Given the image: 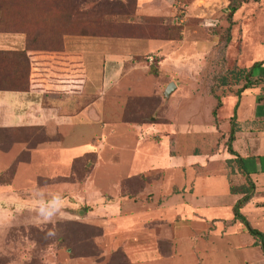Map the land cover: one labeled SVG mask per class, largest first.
Wrapping results in <instances>:
<instances>
[{"label":"rangeland","instance_id":"374dc122","mask_svg":"<svg viewBox=\"0 0 264 264\" xmlns=\"http://www.w3.org/2000/svg\"><path fill=\"white\" fill-rule=\"evenodd\" d=\"M105 1H98L82 19H100L102 30L145 23L151 31V51L147 53L150 47L142 41L123 48L133 57L110 62L109 70L105 65L110 59L91 56L89 82L98 85H88L78 97L0 92V264H133L129 255L143 259L152 251L155 236L149 238V230L158 240L165 234L167 214L161 209L144 214L142 205L130 214L133 206L121 196L150 198L148 209H157L162 184L166 189L173 185V193L181 187L176 169H205L211 175L214 169H237L224 157L230 118L249 91L263 100L264 84L238 96L244 79L236 81L234 74L244 75L243 70L264 61V0H237L240 7L230 21L229 4L235 0H157L160 5L155 3L150 15L140 13L153 7V0H113L118 5L115 14ZM64 2L85 9L83 0L59 4ZM23 49V35L0 33V50ZM95 64L98 70L92 69ZM118 65L121 74L111 79L113 87L96 91L98 81L104 83L110 68ZM253 76L264 77V64ZM170 83L175 89L165 98ZM92 102L95 112L90 108L63 117ZM259 111L264 112V106ZM261 116L251 128L254 140L245 136L241 145L244 153L264 159ZM142 182L145 188L136 194L135 184ZM218 193L217 200L204 194L200 198L204 204L226 202L227 194ZM207 211L200 208L198 214L208 216ZM107 212L115 216L114 226L104 232L97 219ZM231 213L225 210L224 216ZM248 220L259 228L252 217ZM182 234L188 232L183 229Z\"/></svg>","mask_w":264,"mask_h":264},{"label":"crops","instance_id":"0c3cea01","mask_svg":"<svg viewBox=\"0 0 264 264\" xmlns=\"http://www.w3.org/2000/svg\"><path fill=\"white\" fill-rule=\"evenodd\" d=\"M151 3H153V7H151L152 4H150L149 9L145 12L141 11L140 14L149 12L150 15L153 10L157 8L154 6L155 3L160 5L157 0H153ZM140 8L141 10L144 8L143 4L140 5L139 9ZM95 38L99 37L66 36L63 38L64 51L66 53L80 54L85 66V81L82 92L73 96V98L83 94L88 85L92 87L98 85L96 81L89 82L87 64H90L89 60L91 56H101L107 60L110 59L105 65L109 70L108 65L110 62L112 63L118 60V63H123L124 58L133 57L134 53L132 54L130 50H124L123 48L131 49L137 47L140 45L139 42L141 41L147 42L146 44L148 45L153 42L152 40H129L119 38H99L102 39V41H97ZM149 47L150 50H148L147 53L152 50L150 45ZM120 66L121 65H118V69L116 68V70H114V66L110 68L112 71H109V74L105 76V82L103 83V79L98 81L100 88L96 91H102L104 88L113 87V80L111 79L117 78L119 74H121ZM92 69L98 70L99 68L95 64ZM104 74L105 70L102 72V78H104ZM244 92H247V90ZM241 97L236 110V123L238 128L232 147L234 148L233 150L244 159V164H246L247 167L246 170L255 185L254 196L241 209V214L247 219L250 225L251 223L248 218L252 217L255 226L258 228L259 225L258 230L260 229L259 231L264 233V227L262 228L264 223V191H262L264 190V159L244 153L245 148L241 145L245 136L249 138L251 142L254 140L250 138L252 135L251 128L254 127L253 122L260 119L262 117L261 115H264V112L259 111V109L264 106V99L260 100L259 96H256L251 91ZM244 98L247 99L244 101ZM90 108L95 112V108L97 107L95 103L93 104L92 102L87 104L84 108L79 109L78 112H74L72 109L70 114H65L63 117H75L83 111H88ZM235 144L241 145L240 148L242 150L236 148ZM224 152L226 153L224 157L227 155L229 159L233 158L226 150ZM256 155H258V152ZM256 158H258L257 162H255ZM147 170L149 171V169ZM176 170L179 171L180 179H182L181 187L173 193L175 187L167 183L168 181H163L165 184L170 185L168 186L170 189H166V186L162 184L159 192L160 197L156 202L157 209H153L154 207L148 209L151 202L150 198H148V200H140L139 197H120L128 203V207L133 206L129 211L130 214L133 209L137 208L139 210L142 205L140 210L144 214H152L153 211L157 212L158 209H161L174 219V222H170L171 220L167 215H163L166 217L167 222L166 230L163 231L165 234L158 240L160 236L151 233L149 230V238L153 239V235L155 236L151 253L147 254V256L145 255L143 259L129 255L130 262L133 264H264V255L257 241L246 229V233L242 231V228H240V224L242 223L233 221V206L242 197V194L238 190L232 193L230 187H241L245 184L244 177L240 174L239 169H214L215 173L213 175L208 174L211 172L205 169L203 172H198V169ZM186 174L189 175L187 179H185ZM141 175L143 177V173ZM231 176L237 178L232 180ZM215 186L218 190L211 188ZM219 187H222V189L219 190ZM198 189L201 190L200 194H204L205 199L212 198L217 200V198H221L218 191L224 194L226 193L227 201H216L217 203L206 202L207 204H204L200 198V194H198ZM161 192H165V194L161 195ZM198 199H201V205L198 204ZM104 202H106V200H104ZM107 205L108 203L102 207L107 209ZM220 207L224 208L221 212L218 210ZM200 208L208 210V216L204 215L205 212L198 214V209ZM225 210H231V215L225 217ZM114 217V215L112 216L108 212L98 217L99 219H97V222L104 232L106 231L104 229L105 227L114 226L112 222ZM198 223L202 224V226L199 227ZM145 226H147V224H143L142 229H145ZM183 229L188 232L187 235L182 234ZM198 232H200L199 235ZM144 233L145 230H141L140 235L143 236ZM138 245L140 246V243ZM145 257L147 258L145 259Z\"/></svg>","mask_w":264,"mask_h":264},{"label":"trees","instance_id":"16d2710c","mask_svg":"<svg viewBox=\"0 0 264 264\" xmlns=\"http://www.w3.org/2000/svg\"><path fill=\"white\" fill-rule=\"evenodd\" d=\"M62 1L64 0H0V33L19 34L24 37L22 51L0 50V91L34 93L44 97L57 98L73 97L80 94L85 81L84 61L80 54L64 51L63 38L66 36L152 40L148 36L151 31L145 26V23L116 24L109 30H102L101 26L104 24L100 19H98L100 23L94 22L93 18L90 21L82 19L89 10H94L98 1L104 5V0H83L81 6H85V9L83 7L72 9L71 4H65V2L60 5L59 3ZM105 2L109 5L110 14H115V6L118 7V5L113 0ZM89 4L92 5L90 9L87 6ZM239 7L240 3L237 0L229 4V21ZM101 9L103 8L101 7ZM97 24H100L99 27ZM77 30H80L81 33L77 34ZM97 31H101L103 34L97 33ZM263 64L264 61L255 62L249 69L242 71L244 75L242 73L234 74L236 81L240 78L244 79L238 96L256 85L264 84L262 76H256L253 79V71ZM219 105L220 102L216 107ZM235 105L234 113L230 118V129L225 147L227 153L233 157L230 161L235 163L240 174L244 177L245 184L238 188L230 187L232 193L238 190L242 194V197L233 206V221H239L244 225L247 232L257 241L264 255V233L253 228L241 214V209L254 196L255 185L246 170L244 159L232 148L238 128L236 123L238 103ZM134 107V105L128 106V108ZM32 127L37 130L41 128L40 126ZM140 184L141 186L135 184L136 194L143 190L144 182ZM123 196L134 197L132 194Z\"/></svg>","mask_w":264,"mask_h":264},{"label":"water","instance_id":"95a60500","mask_svg":"<svg viewBox=\"0 0 264 264\" xmlns=\"http://www.w3.org/2000/svg\"><path fill=\"white\" fill-rule=\"evenodd\" d=\"M173 89H175V85L173 83H170V85H168V87L164 91V97L168 98ZM80 213H82V211Z\"/></svg>","mask_w":264,"mask_h":264}]
</instances>
